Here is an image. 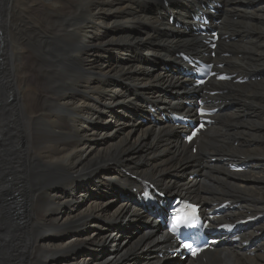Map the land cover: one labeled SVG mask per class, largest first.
<instances>
[{"label": "bare ground", "instance_id": "obj_1", "mask_svg": "<svg viewBox=\"0 0 264 264\" xmlns=\"http://www.w3.org/2000/svg\"><path fill=\"white\" fill-rule=\"evenodd\" d=\"M40 1L35 26L0 0V264H168V238L131 194L138 179L204 210L229 203L219 221L260 216L193 264H264V0ZM206 1L221 5L213 62L246 82H208L217 113L193 153L160 113L190 112L176 53L208 52L190 16ZM123 23L138 28L107 41L128 48L98 60L99 35Z\"/></svg>", "mask_w": 264, "mask_h": 264}, {"label": "rangeland", "instance_id": "obj_2", "mask_svg": "<svg viewBox=\"0 0 264 264\" xmlns=\"http://www.w3.org/2000/svg\"><path fill=\"white\" fill-rule=\"evenodd\" d=\"M40 3H43L42 1H40V0H38V1H36V0H18V6H19V9L21 10V11H23L24 13H26L27 15L26 16H29L28 17V20H29V22L30 23H32V24H34L35 26H39V20H40V16H39V14L37 13V12H33V13H31V10H29L28 9V7H33V5H36V4H40ZM49 7H50V5H48ZM30 7V8H31ZM112 16H114V14H109V16L106 18L107 20L106 21H110V18H112ZM119 25H121V24H119ZM123 25L125 26V27H123ZM123 25H121V28H119L118 27V25L117 24H111V25H108L107 27H106V31H105V33H103L102 32V35H99V37L100 38H103V39H105V44L100 48V50H101V52H102V55L100 56L101 58H99L98 60H101L102 58L103 59H107L108 60V62H110V61H112V63L114 62V60H115V54L114 53H111L110 55H106V54H104V52L103 51H105V50H110V49H112V50H114V51H116V48H118V47H120V48H128V47H126L128 44H124V45H119V44H116V43H114V42H110V41H107V39H109V38H116L118 35H121L122 33H124L125 31H126V29H128L127 31L128 32H136V29L138 28V25H137V23H132V24H125V23H123ZM130 27V28H129ZM135 46V45H134ZM142 46H143V44H142ZM137 47H141V46H137ZM24 49H22V52L23 53H25V50L23 51ZM128 55H130V56H132V58H133V55L132 54H128ZM111 56H113V57H111ZM121 57V56H120ZM96 58H98V56L96 57ZM123 57L121 58V59H117V61L120 63V62H124L123 60ZM142 68H146V67H143V66H141ZM148 69H150V68H148ZM104 80H106V81H108V79H104ZM260 82V81H259ZM32 89L31 88H29V87H25V91L26 92H30ZM140 126V125H139ZM112 136H110L109 138H111ZM241 173V172H240ZM187 177L188 178H191V179H193V180H198V178H199V176H197L195 173H191L190 175L188 174L187 175ZM86 195L87 194H85V197H86ZM90 202H97L99 199H94V198H92V197H88V195H87V197H86ZM119 201V199L118 198H116V199H113V200H111L107 205V208H109V212L110 211H115V209L116 208H118V202ZM112 212V213H113ZM111 245H113V244H111V243H109V249H111ZM110 252V251H109Z\"/></svg>", "mask_w": 264, "mask_h": 264}]
</instances>
